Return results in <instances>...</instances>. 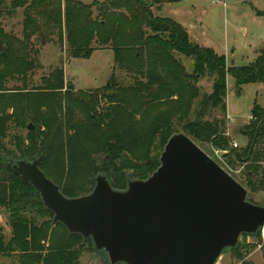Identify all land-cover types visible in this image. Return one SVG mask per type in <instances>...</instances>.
I'll use <instances>...</instances> for the list:
<instances>
[{"label":"trees","instance_id":"obj_1","mask_svg":"<svg viewBox=\"0 0 264 264\" xmlns=\"http://www.w3.org/2000/svg\"><path fill=\"white\" fill-rule=\"evenodd\" d=\"M181 1L0 0V19L18 9L23 13L22 39L0 25V208L9 213L12 229L5 241L0 228V256L14 259L10 264H79L84 245L93 243L59 223L52 226L54 214L29 183L5 168L4 158L40 159V170L62 195L78 198L92 192L98 174L118 191L147 180L160 166L168 139L182 133L205 154V148L229 153L221 162L243 167L240 185L247 197L264 192V107L254 101L250 122L239 132L244 147L234 148L225 136L227 75L238 90L264 85V50L248 65L227 66L212 48L193 45L182 25L153 15L151 8ZM55 33L60 43L65 39L72 59L89 58L92 43L109 48L125 79L112 74L103 88L74 92L57 68L41 85L29 87L38 68L32 38L45 43ZM178 56L192 60L191 74ZM203 77L212 79L210 94L197 87ZM13 80L21 87L9 89ZM28 123L34 129L15 135V151H9L4 144L9 126L27 128ZM250 235L261 243V230ZM253 248L242 244L230 251L243 261V253Z\"/></svg>","mask_w":264,"mask_h":264},{"label":"water","instance_id":"obj_2","mask_svg":"<svg viewBox=\"0 0 264 264\" xmlns=\"http://www.w3.org/2000/svg\"><path fill=\"white\" fill-rule=\"evenodd\" d=\"M160 157L157 170L126 191L99 175L78 198L62 195L40 159L6 169L39 193L52 224L91 239L110 264H216L241 235L264 229V207L248 202L245 188L184 134L170 137Z\"/></svg>","mask_w":264,"mask_h":264},{"label":"rangeland","instance_id":"obj_3","mask_svg":"<svg viewBox=\"0 0 264 264\" xmlns=\"http://www.w3.org/2000/svg\"><path fill=\"white\" fill-rule=\"evenodd\" d=\"M97 1L103 3L107 0ZM146 1L149 2L150 0ZM81 2L88 5L93 0H81ZM151 9L155 17L169 18L182 25L193 45L196 44L199 47L208 49L212 48L216 54L224 56L227 66L243 67L248 65L259 56L261 49L264 50V16L256 15V11H264V0H183L175 4H165L159 8L153 7ZM22 20V10L18 9L12 17L0 19V25L5 32L13 33L17 39H22ZM32 45L38 52V68L30 77L29 87L41 85L42 79L57 68L63 70L65 83L72 85L74 92H79V90L95 91L103 88L112 78V74L119 78L122 76L123 79L126 77L124 73H120L115 68L112 51L109 48L100 47L98 44L92 43L93 53L87 59L69 58L68 44H66L65 39L60 43L56 33L45 43L33 37ZM177 58L184 65L186 72L191 74L192 60L183 56ZM211 85L212 79L208 77L200 78L197 82L198 89L205 94L211 93ZM17 87H21V82L17 80H13L8 84L9 89ZM226 89L225 136L230 139L232 146L236 143L239 149L244 147L246 142V138H243L239 132L250 122L254 101L264 107V85H243L240 88L241 90H238L235 88L231 76L227 75ZM29 125L33 127L32 123L26 124L27 127ZM9 127L10 130L4 144L9 151L14 152L13 138L15 135L25 136L28 128L14 125ZM204 150L211 158H215L220 166L222 165L224 169L230 171L239 184L244 183L245 171L241 165L236 164L233 165V168H228L215 155L217 151L207 150L206 148ZM4 161L6 163L5 168H7L8 164L15 165L22 160L13 161L10 158H4ZM247 198L252 199L255 203L263 204L264 192ZM32 215L37 217L35 213ZM51 225L55 226L54 224ZM0 228L3 230L5 241L9 240L12 229L9 226V213L3 207L0 208ZM261 236V243L250 234L239 237L235 247L242 244H254V248L248 254L241 252L245 256L244 263L264 264L263 232ZM230 250L222 251L221 256L216 260V264H244ZM13 260L11 257L0 256V264H10ZM79 264H110V260L106 251L104 249L96 250L93 243L92 246L84 245Z\"/></svg>","mask_w":264,"mask_h":264},{"label":"built area","instance_id":"obj_4","mask_svg":"<svg viewBox=\"0 0 264 264\" xmlns=\"http://www.w3.org/2000/svg\"><path fill=\"white\" fill-rule=\"evenodd\" d=\"M233 147H234V148H237V144L234 143V144H233ZM215 155H217L218 158H220V159L222 160V156H221L219 153L215 152ZM262 232L264 233V229H261V233H262ZM263 240H264V236H263Z\"/></svg>","mask_w":264,"mask_h":264},{"label":"crops","instance_id":"obj_5","mask_svg":"<svg viewBox=\"0 0 264 264\" xmlns=\"http://www.w3.org/2000/svg\"><path fill=\"white\" fill-rule=\"evenodd\" d=\"M254 61V60H253Z\"/></svg>","mask_w":264,"mask_h":264}]
</instances>
